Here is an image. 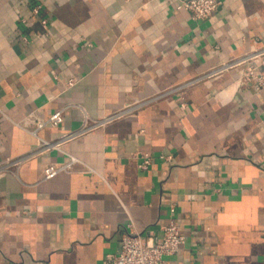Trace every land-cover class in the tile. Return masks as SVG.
Instances as JSON below:
<instances>
[{
	"label": "crops",
	"instance_id": "1",
	"mask_svg": "<svg viewBox=\"0 0 264 264\" xmlns=\"http://www.w3.org/2000/svg\"><path fill=\"white\" fill-rule=\"evenodd\" d=\"M179 1L0 0V264H106L170 218L163 264H264V90L205 76L264 46V0L204 21Z\"/></svg>",
	"mask_w": 264,
	"mask_h": 264
},
{
	"label": "built area",
	"instance_id": "2",
	"mask_svg": "<svg viewBox=\"0 0 264 264\" xmlns=\"http://www.w3.org/2000/svg\"><path fill=\"white\" fill-rule=\"evenodd\" d=\"M220 4L219 0H180L177 8L187 11L195 21H204L217 11ZM41 10V5H33L31 7V17L46 31L48 21L41 16ZM22 23L25 24V21H22ZM254 45H256V42H254ZM237 68H244L240 79L243 81H254L257 91L264 90V46L255 47V49L234 61L212 69L205 76L211 77L223 71ZM62 120L60 111L52 113L47 118H34V130L31 133L35 136L37 131L47 126L57 127L62 123ZM57 145V143L40 141V148L44 150L56 148ZM141 160L138 167L144 171L150 165L151 159L141 156ZM76 162L77 160L74 157L69 156L68 162L64 165L59 167L48 165L43 169L42 179L49 180L61 172H67ZM16 165L17 163L13 164V166ZM9 166L10 164L7 161L6 167ZM6 167H3V169H6ZM173 211V208H171L170 213L172 214ZM119 242L120 252L117 255L106 257V264H163L165 257L174 256L181 250L184 244V237L179 232L178 224L170 218L161 228L159 238L124 231L120 236Z\"/></svg>",
	"mask_w": 264,
	"mask_h": 264
}]
</instances>
